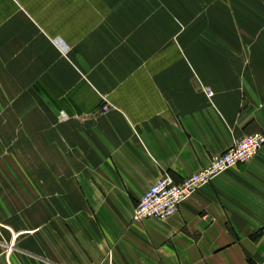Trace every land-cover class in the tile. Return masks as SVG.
Listing matches in <instances>:
<instances>
[{
    "label": "crops",
    "instance_id": "crops-1",
    "mask_svg": "<svg viewBox=\"0 0 264 264\" xmlns=\"http://www.w3.org/2000/svg\"><path fill=\"white\" fill-rule=\"evenodd\" d=\"M257 131L264 0H0L2 172L51 206L0 216V264L263 262L264 146L170 218L133 220L164 172Z\"/></svg>",
    "mask_w": 264,
    "mask_h": 264
},
{
    "label": "built area",
    "instance_id": "built-area-1",
    "mask_svg": "<svg viewBox=\"0 0 264 264\" xmlns=\"http://www.w3.org/2000/svg\"><path fill=\"white\" fill-rule=\"evenodd\" d=\"M212 97L213 92L207 90ZM109 110V102L104 111ZM264 146V132H253L233 141L224 152L214 154L210 163L200 170L176 182L170 173L164 172L139 200L133 212V220H166L175 215L184 200L193 196L200 188L209 184L228 169L248 163ZM11 247V246H10ZM258 264H264L260 262Z\"/></svg>",
    "mask_w": 264,
    "mask_h": 264
},
{
    "label": "rangeland",
    "instance_id": "rangeland-1",
    "mask_svg": "<svg viewBox=\"0 0 264 264\" xmlns=\"http://www.w3.org/2000/svg\"><path fill=\"white\" fill-rule=\"evenodd\" d=\"M46 129L47 126H42V131ZM10 143L12 144H10L9 147H14L16 142ZM22 143L25 154L19 159L21 160L20 165L24 166V172L18 174L11 172V177H16V175L22 176L24 183L29 185L33 181V174L27 172H31L32 168L33 154L31 151L33 148V140L32 138L26 139ZM43 154L46 155L45 158L47 159V153L43 152ZM42 160L43 157L41 158V161ZM2 164L3 157L0 155V201H2V203H0V216H49L51 206L48 203H42L47 202L48 199L42 198L41 203H39V196L37 195L38 198H36V195H33L34 189L15 187L13 183L15 178L6 181V175L2 172ZM5 184H7L6 187Z\"/></svg>",
    "mask_w": 264,
    "mask_h": 264
},
{
    "label": "bare ground",
    "instance_id": "bare-ground-1",
    "mask_svg": "<svg viewBox=\"0 0 264 264\" xmlns=\"http://www.w3.org/2000/svg\"><path fill=\"white\" fill-rule=\"evenodd\" d=\"M110 109H111V106H109V110H110ZM7 132H8V131H7ZM251 133H252V132H251ZM46 153H47V152H46ZM251 160H252V159H251ZM251 160H250V161H251ZM50 161H51V160H50ZM250 161H249V162H250ZM246 164H247V163H246ZM234 167H235V166H234ZM202 168H203V167H202ZM228 170H229V169H228ZM146 191H147V190H146ZM143 195H144V194H143ZM141 198H142V197H141ZM180 206H181V205H180ZM179 208H180V207H179ZM178 211H179V210H178Z\"/></svg>",
    "mask_w": 264,
    "mask_h": 264
}]
</instances>
